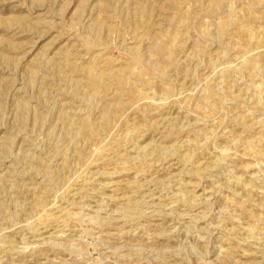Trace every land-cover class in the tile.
<instances>
[{"label": "rangeland", "instance_id": "obj_1", "mask_svg": "<svg viewBox=\"0 0 264 264\" xmlns=\"http://www.w3.org/2000/svg\"><path fill=\"white\" fill-rule=\"evenodd\" d=\"M134 1L0 0V20L27 23H0V55L14 58L0 65V264H264V0H186L190 21L173 27L172 0ZM162 29L184 38L163 77L147 59ZM63 62L138 69L141 97L109 84L89 110L90 92L71 87L83 75L58 79ZM248 63L257 71L235 72ZM120 101L107 127L87 128ZM63 113L88 131L67 139Z\"/></svg>", "mask_w": 264, "mask_h": 264}, {"label": "bare ground", "instance_id": "obj_2", "mask_svg": "<svg viewBox=\"0 0 264 264\" xmlns=\"http://www.w3.org/2000/svg\"><path fill=\"white\" fill-rule=\"evenodd\" d=\"M104 1H105V3H107L106 0H104ZM185 1L186 0H172L171 1L170 8H169L170 15L165 19V22H166V24H168V26L173 27L177 23H181V24L182 23L183 24L189 23L191 15H190V13L184 11V9H183L184 6L186 5ZM217 1H219V3L221 5L226 3V0H217ZM210 2L208 4H206V5H202L201 7L209 8L211 6L210 4L214 3V2L213 3H210ZM133 4H134L133 9H134L135 13L139 16L137 19L142 18V16L147 17L146 21H144V19H143V21L141 22V20L139 19L141 23L137 24V25L142 26V27H145V26L148 27L149 26L148 25L149 24L148 20L150 18L149 14L148 13H144L142 11L141 3H137L136 2V4L135 3H133ZM104 5H105V7L107 6L106 4H104ZM131 9H132V7H131ZM143 10H144V8H143ZM247 14H248L247 15L248 17H251V12L250 11H248ZM137 15H135V16H137ZM102 21H100L99 19L97 20V22H96L97 27L106 28V26H108V25L105 26ZM232 21H234V20H232V18L229 16V17L225 18L224 20L220 21V23L218 24V36L221 39L225 38V36L227 35V33H228L227 31H229L228 27H229V25H230V23ZM0 23L2 24V25L1 24L0 25L3 26L6 29H12V27L15 26L16 24L18 25V27H19V25H20V27L21 26L25 27L26 24H27L26 23V19L23 18V17L22 18L21 17L20 18L16 17V18H11V19H8V18L7 19H1ZM239 26H240V28L243 31L245 30V31L253 33V28L249 27L247 25V22L244 19L240 20ZM21 29H23V28H21ZM24 30H25V28H24ZM95 33L96 32L94 30L93 34L95 35ZM178 33L179 32H176L175 30H171V31L170 30H166V31H164L162 29L161 31H159L157 33H154V34L151 33V35H150L151 36L150 38H151L152 42L150 43L149 56H148L147 59L151 60V61L152 60L155 61L154 64L150 65V69H152L153 72L155 71L158 75H160L162 77L167 74V71L170 68L176 67L177 62L175 61L176 60L175 59V51H176V48H177V45H178L177 43H182V41L184 39L183 38L182 40H178L177 39L178 38ZM206 33H207V31H206ZM12 46H10V47H12ZM135 57H137V56H135ZM12 59H14V58H9V57H5L4 55L3 56L0 55V65H10V64H12ZM60 64H61V66H62V64H64L63 67L61 68V70L58 69L60 71L58 73V79L60 80V82L68 81L69 77H71L72 75L73 76L74 75L75 76H80L81 74L83 75V76L81 75L82 76L81 79L79 78L78 80L72 81L71 87H72L74 96L77 95L79 90L82 89V88L87 89L88 93L90 92L89 96H87L88 97L87 105H88V109L89 110H93V108L95 106L94 105L95 104V100H96V98L98 96V93L108 91L109 84H112V86H114L116 88V90H117L118 94H120V96H121V94L122 95L123 94L127 95V97H129V100L135 101V100H137V99H139L141 97L142 93L138 91V89L136 88V84H135V82H137V79L139 77H141V74H142V72L138 71V69L136 70V69H132V68H123V69H121V70H119L117 72H114V73H108V74H105V75H98V74H96L94 72L93 69H90L91 67L90 68L87 67L88 68V69L86 68L87 70L82 71L79 67H77L75 65H72V64L70 65L69 63L63 62V63H60ZM242 71L243 72L246 71V72H249V73L250 72H256L257 71V64L248 63L244 68H242L240 70H236L235 72L238 73V72H242ZM30 78H31V83L32 84L37 83L36 79H35V72H33V71L31 72ZM71 87H70V89H71ZM213 92H214V90L212 88H210V87L207 88L206 89L207 97H212ZM2 94H3L2 93V87L0 85V112L3 109ZM125 105H126V103H123V102L120 101V102L114 104V106L111 107V109H112L111 111H108L107 108L103 109L104 111H103V114L101 116V119H99L100 121L98 123H96V124L92 123L87 128L89 130H91L92 132H95V131L97 132L99 128L103 129V128L107 127L110 124L111 119L113 117H115L117 114H119L120 111L122 109H124ZM202 105H203V103H202ZM202 105H200V106H202ZM20 110H22L20 112H23L22 114H24V115H28L30 113L29 105L26 102H24V101L20 104ZM19 115H20V113H19ZM61 122H62L63 127H64V133L63 134H64L65 137H67V139L71 138V140H73L72 138L81 137L83 135V133H85V130H86L85 128L86 127L84 125H82V123L81 124H77V127H75L76 124H74V122L69 118V116L66 113L62 114ZM86 131H88V130H86ZM133 132H135V131H133ZM87 138H85V139H87ZM10 141H12V140H10ZM9 143H11V142H9ZM4 144H6V143H4ZM7 149H9V147ZM78 157L79 158L81 157V155L79 153H78ZM41 205H42L41 202H37L36 207L39 208ZM134 205L133 204H129L128 205V211H135L134 210L135 209ZM49 218L44 219L45 223L49 222ZM51 219H52V217H51Z\"/></svg>", "mask_w": 264, "mask_h": 264}]
</instances>
